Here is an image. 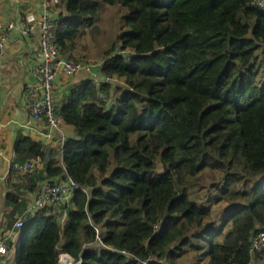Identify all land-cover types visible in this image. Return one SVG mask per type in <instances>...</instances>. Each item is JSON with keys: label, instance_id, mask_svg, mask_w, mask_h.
<instances>
[{"label": "trees", "instance_id": "16d2710c", "mask_svg": "<svg viewBox=\"0 0 264 264\" xmlns=\"http://www.w3.org/2000/svg\"><path fill=\"white\" fill-rule=\"evenodd\" d=\"M60 4L54 35L69 58L101 5L114 9L119 33L99 72L122 86L69 91L59 115L74 136L60 154L16 137L13 164L39 158L77 188L63 222L49 207L26 215L13 263L57 264L63 252L81 264H248L264 229V11L254 0Z\"/></svg>", "mask_w": 264, "mask_h": 264}, {"label": "crops", "instance_id": "0c3cea01", "mask_svg": "<svg viewBox=\"0 0 264 264\" xmlns=\"http://www.w3.org/2000/svg\"><path fill=\"white\" fill-rule=\"evenodd\" d=\"M42 11L41 0H0V21H12L15 24L0 64V234L7 236L8 264H14V245L26 224V215L22 217L26 199L32 198L44 179L55 180L59 176L48 177L44 162L39 158H36L38 162L33 173L19 175L12 167L15 161L13 143L18 135L56 149L59 154V134L47 135L49 133L44 123L30 119L23 91L26 83L31 81L29 70L38 60L39 30L34 26L28 35L22 34L20 30L27 16L38 17ZM50 14L57 20L60 15H66L64 5L52 8ZM84 80L86 78L82 76L67 77L60 73L53 90L57 105L74 86ZM61 128L64 141L74 136L72 126L61 122ZM56 158L59 159L58 156ZM10 194L23 202L21 210L13 211L15 204L7 201ZM19 216L24 219V225L21 229H15L13 223ZM62 253L58 254V258Z\"/></svg>", "mask_w": 264, "mask_h": 264}, {"label": "built area", "instance_id": "2783aa9c", "mask_svg": "<svg viewBox=\"0 0 264 264\" xmlns=\"http://www.w3.org/2000/svg\"><path fill=\"white\" fill-rule=\"evenodd\" d=\"M254 4L264 11V0H254ZM60 5V0H41L43 11L38 17L27 16L22 23L20 32L24 35L32 33L33 27L37 26L39 30L38 48L36 64L30 68L29 74L31 81L27 82L24 87V96L28 114L30 119L37 120L45 124L48 129L47 135L59 134V147L57 148L60 154L61 147L64 143L61 118L59 115V105L56 103V98L53 94L54 83L60 73L67 77L82 76L86 80L91 81L97 87L106 81L100 76L99 65H92L76 58L63 56L56 44L54 29L57 24V19H54L50 11L52 8ZM15 28L12 21H0V64L5 51L6 42L11 31ZM100 98L104 99V94L100 93ZM38 160L29 159L23 164H13V169L19 175L33 173ZM77 184L66 173H62L54 179H44L38 191L31 199H26L25 215H33L39 210L49 207L54 215L58 217L60 222L64 221L66 208L70 205L74 190ZM87 193V188L82 189ZM24 225V219L19 216L14 223L13 228L21 229ZM157 225L153 228L156 229ZM97 233L99 230H97ZM90 245V244H89ZM94 245L102 247V239L96 235ZM86 247V245H83ZM114 251V249H111ZM121 254L127 256L131 261L137 259L124 250H119ZM65 254V253H64ZM68 255V254H67ZM71 264H81L80 258L77 260L68 255ZM59 259V258H58ZM150 260L139 261L140 264H148ZM0 264H8V247L7 236L0 234ZM248 264H264V229H261L250 241V261Z\"/></svg>", "mask_w": 264, "mask_h": 264}, {"label": "rangeland", "instance_id": "374dc122", "mask_svg": "<svg viewBox=\"0 0 264 264\" xmlns=\"http://www.w3.org/2000/svg\"><path fill=\"white\" fill-rule=\"evenodd\" d=\"M100 10V18L98 22H96L97 27L92 30L93 32H89L88 30L85 34L77 38L74 52L77 60L92 65H99L102 63L103 57H105V51L111 47L113 42V44L116 45V37L119 33V30L116 32L117 19H115V16L111 15L114 9L103 4ZM111 82H113V86H122V83L115 79H112ZM113 93V97L118 94L116 91ZM109 102L111 101L108 100V103ZM220 239H222V237Z\"/></svg>", "mask_w": 264, "mask_h": 264}, {"label": "bare ground", "instance_id": "6f19581e", "mask_svg": "<svg viewBox=\"0 0 264 264\" xmlns=\"http://www.w3.org/2000/svg\"><path fill=\"white\" fill-rule=\"evenodd\" d=\"M71 264L70 259L68 258L67 254H60L59 259H58V264Z\"/></svg>", "mask_w": 264, "mask_h": 264}, {"label": "water", "instance_id": "95a60500", "mask_svg": "<svg viewBox=\"0 0 264 264\" xmlns=\"http://www.w3.org/2000/svg\"><path fill=\"white\" fill-rule=\"evenodd\" d=\"M123 54H124V55H128V54H129V52H124Z\"/></svg>", "mask_w": 264, "mask_h": 264}]
</instances>
